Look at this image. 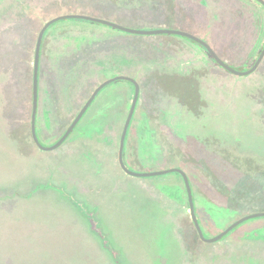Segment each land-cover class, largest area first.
<instances>
[{
  "label": "flooded vegetation",
  "instance_id": "1",
  "mask_svg": "<svg viewBox=\"0 0 264 264\" xmlns=\"http://www.w3.org/2000/svg\"><path fill=\"white\" fill-rule=\"evenodd\" d=\"M32 1L0 0V170L7 175V180L0 184V210L6 209L9 214L13 212L12 215L1 213L4 222L11 221L8 222L11 229L7 232L13 234L12 224H18L25 226L24 235H27L28 242L53 243L70 237L71 241L78 243L82 221L76 218V214L85 215L90 222L89 231L97 236L114 263L119 264L115 259L118 247L114 249L106 245L108 238L105 239L104 235L107 231L96 215L100 203L92 201L95 191L93 180L108 177L114 182V193L118 194L116 200L119 202L115 211L118 212L135 197L129 193V178L149 179L166 175L169 178L167 182L148 187L147 191L152 194L158 190L172 200L174 206H186L190 225L184 221L186 228H183L177 220L164 219L163 213L168 211L167 208L159 200L149 197L148 218L136 222L130 220L132 224L126 219L119 220L128 227L122 238L125 255L137 253L142 264H211L210 253L202 244L209 245L243 228L238 231L239 237L251 239L255 243L253 255L258 256L256 249L264 247V219L247 223L249 225L245 222L264 216L242 221L216 241H203L190 216L183 176L176 171L146 176L129 174L119 164L118 147L135 93V86L128 77L136 82L138 92L123 139L126 168L140 173L180 168L187 177L202 233L205 237L218 234L237 218L214 235L207 233L199 210L200 205L209 203L210 199L197 190L195 174L179 165L175 154L169 165H156L163 159L158 141L164 130H173L175 133L172 135L175 136L184 115L189 123L196 119V122L204 123L208 119L216 123L214 116L220 113L222 101L225 104L227 90L237 93L239 86L236 80L248 78L258 69L264 55L252 72L236 74L211 58L201 44L179 34H136L80 18L60 19L49 24L41 35L34 94V62L39 31L47 20L65 13L89 14L130 28L185 31L204 40L222 61L233 68L237 60L228 59L224 53L226 44L212 38L209 20L217 19L219 15L216 12L211 18L207 10L208 0H42L38 1L39 5H32L36 0ZM245 1L264 9L260 3ZM27 9L28 13H25ZM114 12L124 18V23H129V17L141 20L132 22L140 26L125 25L101 16ZM66 20L86 22L91 27H77ZM97 27L130 37L127 42L116 43L112 38H105ZM217 38L219 40V36ZM262 46L250 64L240 63L242 69H235L243 71L252 66ZM222 84L225 85L224 97L221 95ZM89 99L84 112L72 125ZM228 103L230 108H234L233 102ZM205 109L207 111L203 112ZM69 128L68 134L60 141ZM108 131H118L113 157L111 154L98 155L96 151L82 162L77 157L78 139L92 132L95 135L93 145L98 150L99 145L108 143ZM67 143L69 149H65ZM193 145L190 140V149ZM49 150L55 151L45 153ZM170 173L176 176H167ZM15 174L21 178L15 179ZM83 174L88 176H78ZM39 196L48 197L55 206L56 202L59 203V211L56 208L52 214L55 221L41 223L34 220L33 198ZM123 197L125 199H121ZM49 209L50 205L46 212ZM9 236L3 240L0 238V242L15 241ZM70 245L67 243L68 247ZM213 254L212 258L217 262L212 264H233L219 260L224 256L240 258V254L232 250L227 255ZM260 258H264L263 251ZM125 259L123 256L124 264H130Z\"/></svg>",
  "mask_w": 264,
  "mask_h": 264
},
{
  "label": "rangeland",
  "instance_id": "2",
  "mask_svg": "<svg viewBox=\"0 0 264 264\" xmlns=\"http://www.w3.org/2000/svg\"><path fill=\"white\" fill-rule=\"evenodd\" d=\"M38 1L42 2V0H36V4L32 5H39ZM207 10L211 18L216 12L219 15L217 19L209 20L210 32L215 42L226 44L225 56L228 59L237 60L234 63L236 69H242L241 64L245 66L250 64L264 43V9L260 5L245 0H208ZM25 13H28V9ZM236 83L239 86L238 92L234 94L227 90L228 98L225 104L222 101L220 113H215L214 122L216 123L209 122L208 119L204 123L196 122L197 119L189 123V119L184 115V118L179 121L176 135H172L175 133L173 130H164L158 141L163 159L156 165L161 167L169 165L174 161L175 154L177 163L195 174L194 185L197 190L200 193L204 192V196L210 199L209 203L200 205L199 210L205 231L210 235H214L243 214L264 210V58L258 69L248 78L236 80ZM221 88V95L224 97L225 85L222 84ZM227 101L233 102L234 108H230L231 104ZM206 111V109L203 110V112ZM134 116L135 113L133 118ZM200 117L203 118V115L201 114ZM106 133L108 143L99 145L98 150L93 145L95 135L92 132L80 137L76 146L77 157L84 162L86 157L93 156L96 151L98 155L111 154L113 157L118 131ZM190 140L195 144L193 149L188 146ZM41 141L46 143L42 138ZM196 143L199 146H196ZM65 149H69V144L65 145ZM54 151L49 150L45 153L50 154ZM78 176L84 178L88 175ZM165 176L149 179L129 178V193L137 198H131V203L126 205V202L123 205V207L126 205L125 209L122 208L124 210H118V212L115 211L119 202L116 200L118 194L114 193V182L108 177L93 180L92 187L95 191L92 201L100 203L98 205L100 210L96 212V215L104 224L109 245L114 249L118 247L115 251L117 254L115 259L119 264H124L123 256L130 264H142L137 253L128 256L123 253V232L125 234L128 227L119 220L126 219L132 224L130 220L136 222L141 221L142 218H148L146 209L147 203L151 201L149 197L159 200L167 208L168 211L163 213L164 219L177 220L183 228H186L184 221L188 226L190 225L186 206H174V202L158 190L152 194L148 193V187L153 188L160 182H167L169 178ZM167 176L175 177L176 174L170 173ZM8 177L11 179V176ZM19 178L21 176L15 174V179ZM4 180H7V175L1 169L0 184ZM33 201L35 205L32 206V216L35 221H41V223L55 221L52 214L56 208L59 211L58 202L55 206L53 201L44 196L35 197ZM37 204L40 206L38 207ZM48 205H50V211L46 212ZM2 212L7 211L0 210V238L3 240L10 235L11 231L7 232V230L11 229L8 223L11 221L4 222ZM12 214L13 212L9 215ZM76 218L82 221L78 243L71 241L70 237L53 243L28 242L27 235H24L25 226L12 224L13 234L9 237L15 238V241L0 242V264H115L113 258H110L111 255L101 247L102 244L96 239L97 236L89 231L90 222L85 215L76 214ZM259 219L263 220L264 217L250 219L245 223H252ZM136 229L137 232L138 228ZM242 229L209 245L202 244L206 246L203 248L210 253L211 264L217 262L212 258L213 253L227 255L230 250L240 254V258H234L233 255L232 257L224 256L219 260L233 264H264V258H260L264 247L256 249L258 256H254L255 243L251 239L239 237L238 231ZM22 234L24 236H21ZM69 242L71 245L68 247Z\"/></svg>",
  "mask_w": 264,
  "mask_h": 264
},
{
  "label": "water",
  "instance_id": "3",
  "mask_svg": "<svg viewBox=\"0 0 264 264\" xmlns=\"http://www.w3.org/2000/svg\"><path fill=\"white\" fill-rule=\"evenodd\" d=\"M254 3L257 4H261L264 7V0H252ZM68 18H80V19H85V20H90V21H94V22H98V23H102V24H106L109 25L113 28L119 29L121 31H125V32H129V33H136V34H155V33H171V34H179L185 37H188L196 42H198L199 44H201L207 51V53L209 54V56L211 58H213L218 64H220L223 68L236 73V74H248L250 72H252L257 65L259 64L260 60L262 59L263 55H264V44L262 46V48L260 49L259 55L256 58L255 62L252 64V66H250L247 70H236L235 68H233L232 66H230L229 64H227L226 62L222 61L218 55L212 50V48L201 38L190 34L188 32L185 31H180V30H174V29H165V28H159V29H137V28H130V27H126L120 24H117L115 22L109 21L107 19L101 18V17H97V16H92L89 14H83V13H65V14H60L57 16H54L52 18H50L49 20H47L44 25L42 26V28L39 31L38 37H37V41H36V50H35V62H34V87H33V91L34 94L36 92V66H37V53H38V47H39V43H40V38L41 35L44 31V29L51 23L60 20V19H68ZM130 81H132V83L135 86V93L133 96V100L131 103V107L128 113V116L126 118L122 133H121V137H120V142H119V147H118V160H119V164L120 166L124 169V171H126L129 174L132 175H137V176H146V175H158V174H164L167 172H171V171H176L179 172L184 179L185 182V186L187 188V192H188V203H189V212H190V216L191 219L195 225V228L197 230V233L199 235V238L203 241L206 242H213L216 241L217 239L221 238L224 234H226L231 228H233L235 225L241 223L244 220H247L249 218H253V217H258V216H264V211H254V212H250L247 214H244L242 216H240L239 218H237L234 222H232L231 224H229L225 229H223L221 232H219L218 234L211 236V237H205L204 234L202 233L199 224L197 222V218L194 212V208H193V203L191 200V193H190V188H189V183L187 180V177L185 175V173L180 169V168H166V169H160V170H155V171H150V172H134L131 171L129 169L126 168L124 161H123V153H122V148H123V139H124V135L126 132V128H127V124L129 122V119L131 117L134 105H135V101L137 99V92H138V87L136 82L132 79V78H128ZM115 78H112L111 80H113ZM90 99L85 103V105L83 106V108L80 110V112L78 113V115L76 116L74 122L72 123V125L75 123V121L79 118V116L84 112L85 108L87 107L88 103H89ZM72 125L70 126V128L72 127ZM70 128L66 131V133L62 136V138L60 139V141L62 139H64V137L68 134V132L70 131ZM33 137L35 138L34 132H33ZM59 141V142H60ZM37 142V141H36ZM58 142V143H59ZM56 145V144H55ZM107 235H104V238L106 239ZM106 245H109V242L106 240ZM117 260V259H116Z\"/></svg>",
  "mask_w": 264,
  "mask_h": 264
},
{
  "label": "crops",
  "instance_id": "4",
  "mask_svg": "<svg viewBox=\"0 0 264 264\" xmlns=\"http://www.w3.org/2000/svg\"><path fill=\"white\" fill-rule=\"evenodd\" d=\"M32 2H34V0ZM101 16H104L105 18H108V19H111V20H115V21H117L119 23H122V24H125V25H129V26H140V25H137V24H134V23L141 21V20H138V19H134L133 17H129L128 18L129 23H127V22L124 23V21H123L124 18L118 16L117 12L107 13V14H104V15H101ZM66 21H68L69 23H71V24H73L74 26H77V27H82V28L91 27L89 25V23L82 22V21H77V20H66ZM151 21H154V20H151ZM132 22H134V23H132ZM159 22L156 23V24H159ZM97 29L100 30L102 33H104L103 36L105 38H107V37L108 38H112L113 42H116V43H123L124 41L127 42L129 37H130L129 35H126V34H124L122 32H118V31H115V30H112V29H106V28H102V27H97ZM194 32H196V31H194ZM128 51H129V49L126 50V53Z\"/></svg>",
  "mask_w": 264,
  "mask_h": 264
}]
</instances>
